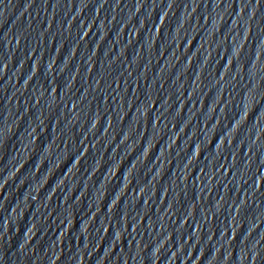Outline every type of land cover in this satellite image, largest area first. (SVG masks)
<instances>
[{"label":"water","instance_id":"95a60500","mask_svg":"<svg viewBox=\"0 0 264 264\" xmlns=\"http://www.w3.org/2000/svg\"><path fill=\"white\" fill-rule=\"evenodd\" d=\"M0 264H264V0H0Z\"/></svg>","mask_w":264,"mask_h":264}]
</instances>
